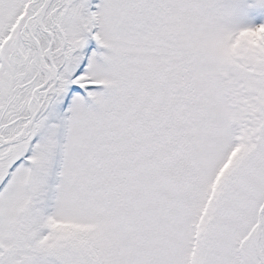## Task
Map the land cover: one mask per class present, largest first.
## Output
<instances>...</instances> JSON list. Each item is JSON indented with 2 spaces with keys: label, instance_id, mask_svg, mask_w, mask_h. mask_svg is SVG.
<instances>
[{
  "label": "snow or ice",
  "instance_id": "1",
  "mask_svg": "<svg viewBox=\"0 0 264 264\" xmlns=\"http://www.w3.org/2000/svg\"><path fill=\"white\" fill-rule=\"evenodd\" d=\"M0 264H264V0H0Z\"/></svg>",
  "mask_w": 264,
  "mask_h": 264
}]
</instances>
